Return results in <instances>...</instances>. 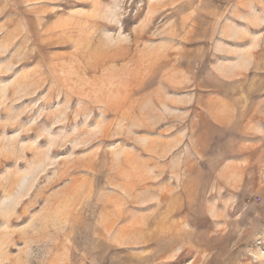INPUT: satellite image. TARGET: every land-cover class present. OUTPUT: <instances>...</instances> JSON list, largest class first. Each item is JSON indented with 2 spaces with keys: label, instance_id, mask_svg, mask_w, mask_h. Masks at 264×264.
Instances as JSON below:
<instances>
[{
  "label": "rangeland",
  "instance_id": "rangeland-1",
  "mask_svg": "<svg viewBox=\"0 0 264 264\" xmlns=\"http://www.w3.org/2000/svg\"><path fill=\"white\" fill-rule=\"evenodd\" d=\"M0 264H264V0H0Z\"/></svg>",
  "mask_w": 264,
  "mask_h": 264
}]
</instances>
